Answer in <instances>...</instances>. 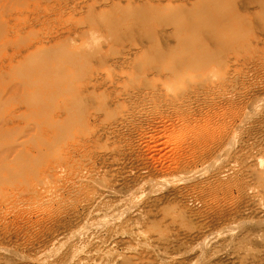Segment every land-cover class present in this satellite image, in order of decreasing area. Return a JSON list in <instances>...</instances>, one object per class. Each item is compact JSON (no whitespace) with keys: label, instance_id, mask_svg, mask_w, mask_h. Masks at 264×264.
I'll list each match as a JSON object with an SVG mask.
<instances>
[{"label":"rangeland","instance_id":"374dc122","mask_svg":"<svg viewBox=\"0 0 264 264\" xmlns=\"http://www.w3.org/2000/svg\"><path fill=\"white\" fill-rule=\"evenodd\" d=\"M0 264H264V0H0Z\"/></svg>","mask_w":264,"mask_h":264}]
</instances>
